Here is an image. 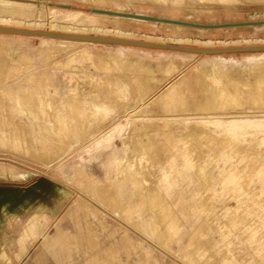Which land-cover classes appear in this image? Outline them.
I'll return each mask as SVG.
<instances>
[{"label":"rangeland","instance_id":"rangeland-1","mask_svg":"<svg viewBox=\"0 0 264 264\" xmlns=\"http://www.w3.org/2000/svg\"><path fill=\"white\" fill-rule=\"evenodd\" d=\"M91 9L264 21V0H0V25L264 44ZM61 41L0 34V264H264V52Z\"/></svg>","mask_w":264,"mask_h":264},{"label":"water","instance_id":"water-1","mask_svg":"<svg viewBox=\"0 0 264 264\" xmlns=\"http://www.w3.org/2000/svg\"><path fill=\"white\" fill-rule=\"evenodd\" d=\"M62 8H71L69 5L61 4ZM91 12L115 15L120 17L141 19V20H153L157 22L175 23L182 24L189 27L198 28H218L225 26H246L250 24H261L262 21L256 22H227V23H215V24H201L185 21H177L173 19H165L156 16L144 15L139 13L131 12H121V11H111L105 9H91ZM0 34H11L19 36H29V37H44L59 40H70L85 43H97V44H108L117 45L125 47H136L145 49H155V50H168L176 52H184L189 54H199V55H220V54H236V53H262L264 52V44L261 45H236L227 47H195L186 46L181 44H165L159 42H151L146 40H134L129 38L113 37V36H101L92 34H73V33H61L55 31H49L44 29H29L20 27H11L0 25Z\"/></svg>","mask_w":264,"mask_h":264},{"label":"bare ground","instance_id":"bare-ground-1","mask_svg":"<svg viewBox=\"0 0 264 264\" xmlns=\"http://www.w3.org/2000/svg\"><path fill=\"white\" fill-rule=\"evenodd\" d=\"M6 6V5H5ZM4 6V7H5ZM99 14H101V13H99ZM113 16H115V15H113ZM117 17H120V16H117ZM122 18H127V17H122ZM132 19H134V18H132ZM139 20H141V19H139ZM3 21L4 20H0V23H3ZM145 21H153V20H145ZM177 21H180V20H177ZM155 22H157V21H155ZM245 22H250V21H245ZM262 22H264V21H262ZM171 24H175V23H171ZM179 25H182V24H179ZM251 25V24H250ZM4 26V25H3ZM185 26V25H184ZM247 26V25H246ZM51 29H53V30H55V32H57V31H60L61 33H73V34H92V33H95V34H99L100 32V30H98V28L97 27H95V28H89V29H85V28H80V27H76V26H67V25H65V26H59V25H52L51 26ZM204 29H206V28H204ZM49 31H51V30H49ZM119 32V31H118ZM118 32H117V36L118 37H129V35L127 36L126 34H124V33H120V34H118ZM100 34H102V33H100ZM92 35H94V34H92ZM116 36V37H117ZM151 38V37H150ZM172 40V39H171ZM67 41H70V40H62L60 43H63V45L64 46H68V45H70L69 44V42H67ZM147 41V40H146ZM184 41V40H183ZM73 42H77V41H73ZM152 42V41H151ZM182 42V39L180 40L179 38L178 39H174L173 40V43H175V44H180ZM74 43V44H75ZM80 43V42H79ZM172 43V44H173ZM138 65V64H137ZM153 73V72H152ZM171 85V84H170ZM32 104V103H31ZM65 106V105H64ZM7 169V168H6ZM21 175V174H20ZM19 175V176H20ZM18 176V175H17ZM21 176H23V175H21ZM36 226V223H34L33 221H31L30 222V225L28 226V231H31L34 227Z\"/></svg>","mask_w":264,"mask_h":264}]
</instances>
